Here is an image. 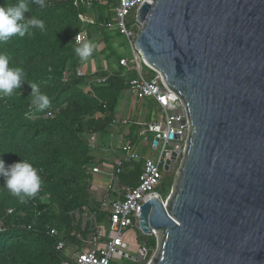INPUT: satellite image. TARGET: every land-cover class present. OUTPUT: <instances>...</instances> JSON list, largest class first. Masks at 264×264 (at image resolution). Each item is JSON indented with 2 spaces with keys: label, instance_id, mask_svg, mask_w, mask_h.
<instances>
[{
  "label": "water",
  "instance_id": "obj_1",
  "mask_svg": "<svg viewBox=\"0 0 264 264\" xmlns=\"http://www.w3.org/2000/svg\"><path fill=\"white\" fill-rule=\"evenodd\" d=\"M135 16L134 51L190 127L162 165L180 159L173 192L141 208V234L162 235L149 264H264V0H144Z\"/></svg>",
  "mask_w": 264,
  "mask_h": 264
},
{
  "label": "trees",
  "instance_id": "obj_2",
  "mask_svg": "<svg viewBox=\"0 0 264 264\" xmlns=\"http://www.w3.org/2000/svg\"><path fill=\"white\" fill-rule=\"evenodd\" d=\"M17 2L0 0V7ZM27 3L30 11L25 19L43 20L46 31L32 29L31 35L14 36L0 45V52L10 58L9 67L25 72L18 90L21 95L0 96V159L6 167L20 159L28 161L38 169L43 183L35 198L22 203L7 191L0 177V264H62L85 250L106 224L108 215L91 195L92 169L99 163L89 140L94 135L103 139L116 124L118 104L138 74L134 61H129L127 69L120 64L126 58L112 45L122 36L107 26L113 23L118 0H45L44 8L32 0ZM134 22L135 11L128 25ZM80 33L95 48L93 40L99 35L102 52H108L105 59L115 58L118 69H97L79 76L83 61L74 48L80 45L75 41ZM141 64L146 79L156 76ZM31 83L48 95V108L41 111L32 105ZM137 130L135 124L130 125L126 142L133 146ZM142 165L141 160L121 162L120 187L135 188ZM167 174L160 185L168 186L169 192L175 175ZM145 240L147 249H155L156 241ZM58 242L64 243V250L55 249Z\"/></svg>",
  "mask_w": 264,
  "mask_h": 264
},
{
  "label": "built area",
  "instance_id": "obj_3",
  "mask_svg": "<svg viewBox=\"0 0 264 264\" xmlns=\"http://www.w3.org/2000/svg\"><path fill=\"white\" fill-rule=\"evenodd\" d=\"M118 1L119 4L114 9L113 23H109L107 26L117 29L119 34L124 36L130 43L133 52V60L135 62L134 68L138 76L136 79L129 82L128 92L137 101L147 98L153 99L160 108V120L152 123H134L138 128V140L147 137L148 134L153 135L149 145L156 151L160 148L159 158L155 162L140 157L138 153L134 152L135 146L129 141L122 146L121 150L124 156L110 172L106 194L100 201L101 210L105 211L108 215L105 226L99 228L98 235L91 240L89 246L85 250L71 255V257L63 261L62 264H110L111 259L115 257H124L123 255H125V253L122 251L127 249V245L123 241L124 230L130 227L139 230L138 225L141 208L148 200L155 197L159 201L164 202L156 192L161 182L160 167L167 158H170L172 151L176 152L179 158L182 156L190 128L184 104L174 93L163 85L160 74L155 72L156 76L148 80L140 71V63H142L141 57L134 51V41L137 33L136 31L139 30V24L136 20L130 25H128V23L130 14L136 11L143 4L144 0ZM137 25L138 28H136ZM77 36L80 37V40L77 41L75 39L76 43L82 44L85 40V34L80 33ZM120 64L125 69L128 68L126 59H122ZM77 74L79 76L83 75L79 70ZM104 80L105 79H101L100 82H104ZM47 116H51V114ZM124 124H127V122ZM169 135H172L173 138H170ZM154 138L158 140L156 146L152 144ZM130 160L143 161L138 184L135 188L121 187L124 191L116 192L114 188L118 184L121 162ZM175 163H172L170 167L174 166ZM97 172V168L92 169V173ZM50 234L54 235L55 232L51 230ZM55 249L57 251L64 250V243L58 242ZM146 253L147 247L140 246L137 257L132 261L137 262L139 258H144Z\"/></svg>",
  "mask_w": 264,
  "mask_h": 264
},
{
  "label": "clouds",
  "instance_id": "obj_4",
  "mask_svg": "<svg viewBox=\"0 0 264 264\" xmlns=\"http://www.w3.org/2000/svg\"><path fill=\"white\" fill-rule=\"evenodd\" d=\"M32 2L40 8L45 7V0H32ZM29 11L27 0H18L17 3L0 7V45L7 44L14 36L24 38L26 35H31L32 29L46 31L43 20L35 17L25 19L24 14ZM76 40L79 41L80 37L77 36ZM94 48L93 42L86 41L75 47L74 52L83 61L92 55ZM9 59L6 53L0 52V96L3 97H11L14 94L21 95L18 90L25 82L24 70L21 67H9ZM28 86L31 89L29 96L32 105L41 111L48 108L50 106L48 95L42 92L35 83L28 84ZM0 177L4 179V187L7 191L22 203L29 198H35L43 183L38 169L28 161L21 159L7 167L5 161L0 159Z\"/></svg>",
  "mask_w": 264,
  "mask_h": 264
},
{
  "label": "rangeland",
  "instance_id": "obj_5",
  "mask_svg": "<svg viewBox=\"0 0 264 264\" xmlns=\"http://www.w3.org/2000/svg\"><path fill=\"white\" fill-rule=\"evenodd\" d=\"M139 24V23H138ZM136 28H138V25L136 26ZM140 29V25L139 28ZM96 41V48L93 50L92 55L87 59V60H83V65L79 68V71L83 74H85L86 72H94L97 69H111V70H117L118 69V65H117V60L115 58H111L109 60L105 59V56L108 54V52L103 53V49H104V44L101 41V38L99 37V35H97L96 37H94V40ZM113 47L116 51V53L118 55H121L123 57L126 58V61L130 64L129 61H131V63L134 61L133 60V52L130 46V43L127 41V39L124 36H120V37H116L113 40ZM133 64L135 65V62H133ZM140 71L141 73H143V69H142V64L140 63ZM132 103V95L125 92L122 95L120 104H118L117 107V111H116V116L119 114H121V109L122 110H126V113L129 110V107ZM135 108V105H134ZM136 110V109H135ZM155 112L156 109H153L152 112V118H155ZM133 114L136 115V111L133 112ZM143 118L145 119L146 117L143 116ZM153 135L152 134H148L147 137H143L139 140H137V144L135 145V153H138V155L140 157L146 158V159H150L153 161H157L159 158V149L156 151L154 149H152L149 145V142L152 140ZM138 161V160H136ZM116 167V166H114ZM180 167V162L175 163L174 166H171L169 171H164L162 169L161 171V183L165 180V177L168 175L167 173H171L174 172L175 175V181L173 186L171 187L170 191L168 192V186L166 187H161V185L156 189V192L160 195V199L165 201L166 198H168L171 193L173 192V188L176 184V180H177V174H178V168ZM163 168V166H162ZM114 169V168H113ZM96 174V173H93ZM103 182V184H105V189L107 187V181H105V179H101ZM100 183V182H99ZM107 183V184H106ZM101 184V183H100ZM103 188H95L93 187V189L91 190V195L93 197L94 200L100 202L101 199L105 196L106 191ZM114 190L116 192H123L124 190L121 189L120 185L117 184V186L114 188ZM168 193V194H167ZM86 218V217H84ZM141 232L139 230H137L134 227H130L126 230H124L123 232V241L125 242V244L127 245V249L123 250L122 252L125 253L127 256H130L132 258H136L137 254H138V250L141 246L140 244V238H148V240L150 242H152L153 240L156 241V247L157 245H159L160 240L162 238V235L160 232H154L152 235L150 236H146L143 235L141 236ZM153 236V237H151ZM156 247L153 250L147 249V253L146 256L143 258H139L137 263L138 264H149L150 260L152 259V257L154 256L155 252H156ZM110 264H133V262H131V260L129 261V259H126V257H115L113 259L110 260Z\"/></svg>",
  "mask_w": 264,
  "mask_h": 264
},
{
  "label": "crops",
  "instance_id": "obj_6",
  "mask_svg": "<svg viewBox=\"0 0 264 264\" xmlns=\"http://www.w3.org/2000/svg\"><path fill=\"white\" fill-rule=\"evenodd\" d=\"M153 109H156L155 118H152ZM134 111H136V115L133 114ZM120 113L121 114L118 113V115L116 116V124L112 126L109 133L103 139L97 138V136L94 135L89 140L90 145L93 148V153L96 161L99 163L98 166H96L98 172L96 174H93L92 189L93 187L105 189L106 185L101 182V179L104 178L108 183L110 172L119 162V160L123 158L124 155L121 148L126 143L127 136L130 132V125H134V123L138 122L152 123L161 119V111L159 106L153 99L150 98L137 101L132 96V103L129 107L128 112L126 113L125 109H121ZM143 116H145L146 118L144 119ZM125 122H127V124H124ZM131 135H134V133ZM134 136L135 139L138 140L137 132Z\"/></svg>",
  "mask_w": 264,
  "mask_h": 264
}]
</instances>
